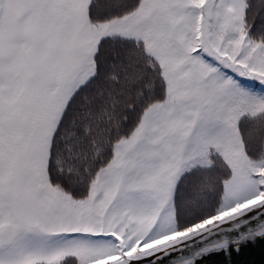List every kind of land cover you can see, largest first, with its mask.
<instances>
[{
  "label": "snow or ice",
  "instance_id": "obj_1",
  "mask_svg": "<svg viewBox=\"0 0 264 264\" xmlns=\"http://www.w3.org/2000/svg\"><path fill=\"white\" fill-rule=\"evenodd\" d=\"M257 239L264 0H0V264Z\"/></svg>",
  "mask_w": 264,
  "mask_h": 264
},
{
  "label": "water",
  "instance_id": "obj_2",
  "mask_svg": "<svg viewBox=\"0 0 264 264\" xmlns=\"http://www.w3.org/2000/svg\"><path fill=\"white\" fill-rule=\"evenodd\" d=\"M237 233L229 234V238H233ZM231 250V249H230ZM232 251V256L227 264H264V239H257L254 243L249 242L241 246V251L239 254ZM185 256H189L190 253L185 252ZM180 254L175 253L172 257H167L164 259L163 264H169L170 259L179 258ZM192 264H226V257L223 253L213 254L205 257L199 261L195 260V257H189Z\"/></svg>",
  "mask_w": 264,
  "mask_h": 264
}]
</instances>
